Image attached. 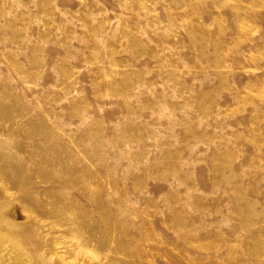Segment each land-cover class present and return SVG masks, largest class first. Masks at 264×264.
<instances>
[{
    "label": "rangeland",
    "instance_id": "obj_1",
    "mask_svg": "<svg viewBox=\"0 0 264 264\" xmlns=\"http://www.w3.org/2000/svg\"><path fill=\"white\" fill-rule=\"evenodd\" d=\"M0 231L264 264V0H0Z\"/></svg>",
    "mask_w": 264,
    "mask_h": 264
},
{
    "label": "bare ground",
    "instance_id": "obj_2",
    "mask_svg": "<svg viewBox=\"0 0 264 264\" xmlns=\"http://www.w3.org/2000/svg\"><path fill=\"white\" fill-rule=\"evenodd\" d=\"M42 235L38 234V238ZM40 243L22 245L14 232L0 231V264H60L50 261L51 247L47 240Z\"/></svg>",
    "mask_w": 264,
    "mask_h": 264
}]
</instances>
